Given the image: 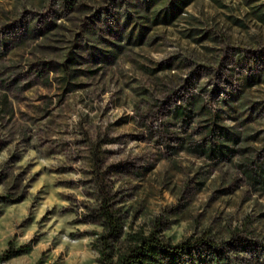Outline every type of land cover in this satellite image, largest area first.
I'll use <instances>...</instances> for the list:
<instances>
[{
	"label": "rangeland",
	"instance_id": "1",
	"mask_svg": "<svg viewBox=\"0 0 264 264\" xmlns=\"http://www.w3.org/2000/svg\"><path fill=\"white\" fill-rule=\"evenodd\" d=\"M149 1L0 0V196H24L0 204V255L31 245L2 264H100L103 191L122 245L158 227L219 249L181 264H264V187L249 178L264 161V0H195L144 29ZM216 113L248 152H201L219 141Z\"/></svg>",
	"mask_w": 264,
	"mask_h": 264
},
{
	"label": "trees",
	"instance_id": "2",
	"mask_svg": "<svg viewBox=\"0 0 264 264\" xmlns=\"http://www.w3.org/2000/svg\"><path fill=\"white\" fill-rule=\"evenodd\" d=\"M195 0H176L171 4V9L174 11L169 17L163 16V6L166 5V0H150L148 3L149 9L152 10L147 13L151 15H139L140 23L143 28L149 26L145 23L157 25L161 23H170L180 12L184 10L186 6ZM163 5V6H161ZM170 9L164 12H168ZM168 15V14H167ZM55 26V24H52ZM51 28L48 27L47 30ZM47 38H50L47 36ZM77 59L70 54L68 62L75 64ZM96 70H88L90 73H95ZM65 76L63 81L68 82L69 79L76 77L78 70L69 67L68 64L64 65ZM250 85V84H249ZM70 90V87H69ZM194 99H197L194 98ZM229 107L230 116L235 120H240L241 116L236 107L232 104V101L225 104ZM179 116H187V108L179 107ZM191 113L193 109H188ZM207 107L202 106L199 108V114L207 113ZM9 112L8 95L0 94V119ZM235 113V114H234ZM212 124L214 127L211 129V133L219 137V141L216 145L209 146V149L202 148L203 154H208L209 157H229L236 153H246L249 148H241L239 144L242 142V133L235 132L230 127L222 124L224 121L223 116L220 113L211 116ZM241 124H245L244 120H240ZM260 172L256 173L255 178L249 175V178L260 183L264 187V161L259 165ZM5 180V175L0 172V184ZM103 195L100 200V205L95 208L91 213L96 220L102 221V231L96 232V239L93 242V247L98 251L100 255V264H181L185 256L193 257L194 252L203 247L218 251L217 245L207 237L202 238H190L185 242L174 244L169 239L164 238L162 231L158 227H154L149 233L144 230H139L133 233H129L124 240V245L120 243L124 233V222L122 220V214L120 209L116 207L114 199L106 191H103ZM24 199V196L15 198L13 195L0 196L1 203H17ZM31 245L22 246L19 249H9L0 255V264L8 261L14 257H18L25 253L30 252Z\"/></svg>",
	"mask_w": 264,
	"mask_h": 264
}]
</instances>
